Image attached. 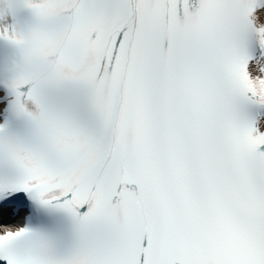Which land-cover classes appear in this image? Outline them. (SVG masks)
<instances>
[{
    "label": "snow or ice",
    "instance_id": "6c2138e0",
    "mask_svg": "<svg viewBox=\"0 0 264 264\" xmlns=\"http://www.w3.org/2000/svg\"><path fill=\"white\" fill-rule=\"evenodd\" d=\"M0 264H264V0H0Z\"/></svg>",
    "mask_w": 264,
    "mask_h": 264
}]
</instances>
